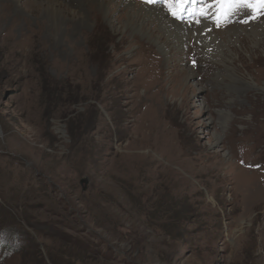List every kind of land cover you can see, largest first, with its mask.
<instances>
[{
	"label": "rangeland",
	"instance_id": "1",
	"mask_svg": "<svg viewBox=\"0 0 264 264\" xmlns=\"http://www.w3.org/2000/svg\"><path fill=\"white\" fill-rule=\"evenodd\" d=\"M121 1L0 0V264H264V11Z\"/></svg>",
	"mask_w": 264,
	"mask_h": 264
},
{
	"label": "bare ground",
	"instance_id": "2",
	"mask_svg": "<svg viewBox=\"0 0 264 264\" xmlns=\"http://www.w3.org/2000/svg\"><path fill=\"white\" fill-rule=\"evenodd\" d=\"M94 1L99 6H102V0ZM107 1L108 0H104V3H107ZM123 1L125 2L124 6L127 12L128 19L133 22L134 27L140 33H142L146 37H150L151 39H153L154 37V40L157 42L158 46L161 49H164L165 52L171 51L170 46L172 45L180 47L182 46V41L187 35L184 36L182 34V29L181 27H178L179 25L177 24L178 21L169 16L166 8L162 4L153 5L152 8H148L146 6H139V3L136 0H122L121 2ZM113 8L114 7H111V9ZM142 50L139 49L138 53L142 54ZM184 51H186L185 54H187L189 51H193V49L189 47ZM220 139L222 138L217 136L216 142L218 143Z\"/></svg>",
	"mask_w": 264,
	"mask_h": 264
},
{
	"label": "snow or ice",
	"instance_id": "3",
	"mask_svg": "<svg viewBox=\"0 0 264 264\" xmlns=\"http://www.w3.org/2000/svg\"><path fill=\"white\" fill-rule=\"evenodd\" d=\"M146 2L160 3L161 0H146ZM163 3L168 6L170 14L180 20H183L186 14H190L188 10L192 5L198 6L199 15L204 18L208 17L207 10L215 7L217 26L228 19L234 10L241 7L252 9L254 12L257 8L264 11V0H208V2L206 0H163Z\"/></svg>",
	"mask_w": 264,
	"mask_h": 264
},
{
	"label": "trees",
	"instance_id": "4",
	"mask_svg": "<svg viewBox=\"0 0 264 264\" xmlns=\"http://www.w3.org/2000/svg\"><path fill=\"white\" fill-rule=\"evenodd\" d=\"M77 130L75 129V130H73V133L76 135V134H78L77 132H76ZM57 237V234H55V235H53V237ZM55 237H54V239H55ZM58 238H60V237H57L56 238V240L58 239ZM64 240L66 241V238H64ZM68 243H70V242H68ZM71 244V243H70ZM72 245V244H71ZM64 252H66V251H64ZM64 252L62 253V254H64ZM55 253L58 255V256H62L61 254L59 255L58 254V252L57 251H55ZM51 263L52 264H63V262H61V260H60V258H58V257H53L52 259H51ZM20 264H29V260L28 259H26V258H24V257H21V261H20ZM65 264H70L68 261H65Z\"/></svg>",
	"mask_w": 264,
	"mask_h": 264
}]
</instances>
